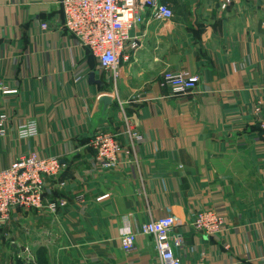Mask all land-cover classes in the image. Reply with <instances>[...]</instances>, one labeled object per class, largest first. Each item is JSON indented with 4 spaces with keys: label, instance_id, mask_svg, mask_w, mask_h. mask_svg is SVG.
Segmentation results:
<instances>
[{
    "label": "crops",
    "instance_id": "0c3cea01",
    "mask_svg": "<svg viewBox=\"0 0 264 264\" xmlns=\"http://www.w3.org/2000/svg\"><path fill=\"white\" fill-rule=\"evenodd\" d=\"M58 2L0 0V81L17 90L0 92L8 121L0 169L30 150L59 156L44 197L65 203L11 211L0 224V264H159L150 236L137 235L125 252L119 229L166 216L182 239L173 246L181 264H264V129L255 115L257 107L264 115V0L224 8L222 0H159L173 16L144 13L130 31L138 48L113 78L75 46ZM168 70L199 81L174 94L162 80ZM90 72L102 84L90 83ZM102 93L114 101L95 131L125 144V112L141 137L108 169L85 146ZM32 118L38 135L17 140V125ZM207 209L223 221L215 236L193 225Z\"/></svg>",
    "mask_w": 264,
    "mask_h": 264
},
{
    "label": "built area",
    "instance_id": "2783aa9c",
    "mask_svg": "<svg viewBox=\"0 0 264 264\" xmlns=\"http://www.w3.org/2000/svg\"><path fill=\"white\" fill-rule=\"evenodd\" d=\"M230 0H222L224 8ZM62 24L75 40V46L86 49L95 59L101 75L116 77L118 65L129 59V53L138 48L137 40L131 37L130 31L143 22L145 12L157 20H168L173 14L168 4L159 0H59ZM46 24L41 28L45 29ZM264 27V23H262ZM162 80L174 94H186L193 90L199 78L185 70H168L162 74ZM2 94H16L0 81ZM255 109L256 122L264 129V115ZM123 132L128 141L122 144L117 134L98 132L88 137L85 146L95 151L94 160L99 168L108 169L120 162V154L134 150L141 139L134 124L125 112L121 113ZM7 117L0 114V136L7 130ZM38 124L35 119H26L17 125V140H27L38 135ZM61 168L60 157L49 155L40 157L34 150L17 155L8 166L0 169V224L13 210L45 208L55 211L64 206V201L47 200L44 197L45 184L54 178ZM60 185H64L63 182ZM100 196L97 200L105 198ZM174 218L171 216L152 218L139 226L125 224L119 229L121 250L127 252L134 248L137 235H147L153 239L154 249L159 264H181L174 254L173 246L182 243L180 236L171 235ZM194 228L208 236H215L223 227L221 216L216 210H203L193 220Z\"/></svg>",
    "mask_w": 264,
    "mask_h": 264
},
{
    "label": "water",
    "instance_id": "95a60500",
    "mask_svg": "<svg viewBox=\"0 0 264 264\" xmlns=\"http://www.w3.org/2000/svg\"><path fill=\"white\" fill-rule=\"evenodd\" d=\"M88 81L90 83L102 84V82L94 78L93 72H90ZM113 101H114V97L111 94H107V93L99 94V96L96 99V103L90 117L91 125L87 133L88 137H90L94 133L98 121L101 119H105L107 117L109 107L112 105Z\"/></svg>",
    "mask_w": 264,
    "mask_h": 264
},
{
    "label": "rangeland",
    "instance_id": "374dc122",
    "mask_svg": "<svg viewBox=\"0 0 264 264\" xmlns=\"http://www.w3.org/2000/svg\"><path fill=\"white\" fill-rule=\"evenodd\" d=\"M9 216H10V214H9ZM9 216H8V218H9ZM8 218H7V219H8ZM7 219H6V220H7ZM6 220H4L3 222H5ZM3 222H2V223H3Z\"/></svg>",
    "mask_w": 264,
    "mask_h": 264
}]
</instances>
